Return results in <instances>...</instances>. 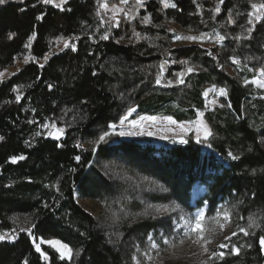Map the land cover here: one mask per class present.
<instances>
[{
  "label": "trees",
  "instance_id": "16d2710c",
  "mask_svg": "<svg viewBox=\"0 0 264 264\" xmlns=\"http://www.w3.org/2000/svg\"><path fill=\"white\" fill-rule=\"evenodd\" d=\"M133 2L127 6L134 8ZM160 2L144 1L134 19L121 17L115 27L98 17L99 0H69L63 7L70 11L39 0L0 5V71L9 70L0 81V234L13 237L0 241V264H134V245L151 233L167 236L170 227L165 218L139 214L144 197L149 205L173 203L189 214L203 202L207 216L218 205L229 207L232 224L250 235L230 240L240 249L238 255L228 248L222 260L210 264L264 261L259 243L264 235V91L243 85L240 73H227L233 56L251 69L264 68V17L256 22L248 16L251 4L264 0H170L175 8H162ZM146 17L145 25L141 20ZM165 22L197 35L218 32L226 39L210 48H172ZM105 31L109 39L101 40ZM61 38L76 50L50 54ZM184 60L188 63H180ZM161 65V83L156 84ZM182 72L184 83L179 82ZM213 85L228 95L224 107L208 110L202 93ZM130 107L137 108V115L160 112L177 122L204 111L213 133L204 142L209 152L191 139L167 150L115 142L112 135L94 143ZM53 122L64 128L59 140L47 134L51 127L42 126ZM229 151L239 159H231ZM14 155L25 159L12 163ZM195 184L203 185L206 194L193 207ZM78 199L100 207L99 217ZM116 205L126 206L125 221L106 220V211ZM249 217L260 227L249 228ZM22 219L27 223L21 226ZM29 228L31 234L21 231ZM33 239L66 243L72 258L60 260L43 249L50 258L44 261Z\"/></svg>",
  "mask_w": 264,
  "mask_h": 264
},
{
  "label": "rangeland",
  "instance_id": "374dc122",
  "mask_svg": "<svg viewBox=\"0 0 264 264\" xmlns=\"http://www.w3.org/2000/svg\"><path fill=\"white\" fill-rule=\"evenodd\" d=\"M9 1H16V2H21L23 0H9ZM69 1V0H68ZM108 0H99L98 6H97V14L98 17L101 19V21H104L105 24H108L112 27H115V22L111 21V17L113 16V12L110 10H105L100 7V4L103 2H107ZM146 1V0H144ZM136 2V0H135ZM134 3V2H133ZM161 3V2H160ZM136 4V3H134ZM53 5V4H50ZM109 5V4H108ZM112 5H117L120 8H123V12H119L116 14V19L119 21L121 17H126L125 12H127L129 15L127 17H136L137 16V6L135 7H128L127 4H120V0L117 1L116 4ZM112 5H109V9H111ZM54 6V5H53ZM162 8H165L163 4L161 3ZM134 19V18H133ZM141 23L143 24H148L144 22V20H141ZM166 23V22H165ZM166 32L170 34L171 36V44L172 48L173 47H180V46H189V45H199L203 46L206 48H210L213 45H221L222 42L217 43L215 39V33L208 34L211 38L210 39H204L203 41H197V42H191V41H186V40H180L177 41L175 40V36L180 35V36H187V35H196L199 36L191 31L188 30H182L178 26L171 24V23H166ZM65 49L63 45V41H58L57 43L54 44L53 48L50 51V54L59 52L61 50ZM49 54V55H50ZM231 64L233 67L227 66V73L232 74L235 73L237 75L242 76V81L243 85H245L244 81L248 80L251 81L254 78H257L259 75V70L260 69H251L247 67L244 64H241L237 66L235 63H233V60H231ZM251 69V70H250ZM4 73V78L8 75L9 70H3L0 71ZM251 85L254 89L258 91H264V89H259L257 88L254 84H248ZM211 87L205 88V90L209 89ZM220 89V88H219ZM217 92H209L208 96L204 98V105L208 110H212L216 107H221L220 105H223L222 102L225 97L219 96L218 90ZM215 101V103H213ZM198 112H202L204 116V111H195V116L192 118L190 121H184L186 124L187 122H196L198 120H203L204 123L207 125L205 122L203 116L199 117ZM126 114V113H125ZM147 116H156L158 117V121L155 126H152L150 130L154 133L152 136H140V135H135V136H119L113 134L112 136L115 139V142L117 141H134L138 143L140 146L143 147H153L155 149H163L167 150L170 147L173 146H185L186 144H181V143H173L172 139H162V136H169L173 137L174 133L173 131H167V129H173L174 132L177 134L175 135V139L179 140V133L180 130L176 125H170L167 123V120L165 119L166 117L160 112L155 113V114H143V115H137V108L136 112H134L130 117L129 120H139L140 117H147ZM150 122H146L145 126L147 127ZM116 132L120 131V126L119 122L116 124ZM208 126V125H207ZM188 127L192 128L193 131H190L188 135L185 137L186 139H191L194 143L195 141V127H197L196 123H190L188 124ZM209 128V126H208ZM110 132L113 130L110 129ZM125 130H134L131 128V126L126 122L125 124ZM53 129L50 128L47 131V134L49 132H52ZM198 144V143H196ZM201 145L202 150L209 152V149L207 146L203 143H199ZM206 194V189L203 185L201 184H195L192 188L191 195H190V204L195 207L198 200L203 198ZM142 203V209H140L139 214L141 215H148L151 219H162L165 218L166 220L169 221L170 227L168 228V235L165 236L162 231L157 232L156 234H149L152 236V241L149 240V235L148 237L141 243H136L134 245L133 249V254H132V260L134 264H210V260L208 259L209 255L211 252H221V251H226L228 248H231L232 245H235V243H230V240L226 239L227 237L234 238L235 236L232 235L233 232H236L238 234H243V232L240 231V229L237 227V225L234 223L232 224L233 221L230 217L229 221H225L223 219L222 213L227 210L229 211V207L224 206V205H218L216 209L210 214L206 215L207 212V203L203 202L202 206L200 208H197L193 213L189 214L184 212L183 210L179 209L176 207L173 203H167V204H159V205H154V204H148V200L144 197L141 200ZM78 204H80L86 211H88L90 214H92L95 217H99L101 213V209H97V205L90 202V201H83L78 199ZM117 206V205H116ZM161 209L160 212H157L156 209ZM167 208V211H164L163 209ZM203 211L205 213V231L203 233L205 239H201L200 235L198 233H189L188 236H184V229H185V224L186 222H191L194 220L195 215ZM221 212V216L217 218V220H212V217L216 216L217 212ZM127 215L126 211V206L124 205H118L116 209L111 208L106 211L105 216L106 220L108 218L115 219V221H125ZM120 216V219L117 220L116 218ZM122 217V218H121ZM125 217V218H124ZM183 217L184 219H181ZM27 221L22 219L20 220V224H26ZM223 224L224 227H220V225ZM115 238L118 236L117 234H114ZM167 237L168 243H164V238ZM182 238V239H181ZM58 241L55 239H35L36 243H40V241ZM155 241L157 244V247L153 248L152 243ZM238 241V240H237ZM221 244H228V248H221ZM204 248H208L209 252L205 253ZM48 250V252L55 254L59 257V253L55 251L54 248H52L49 244L47 243H41V250ZM69 260V259H65ZM214 260V259H213Z\"/></svg>",
  "mask_w": 264,
  "mask_h": 264
},
{
  "label": "snow or ice",
  "instance_id": "6c2138e0",
  "mask_svg": "<svg viewBox=\"0 0 264 264\" xmlns=\"http://www.w3.org/2000/svg\"><path fill=\"white\" fill-rule=\"evenodd\" d=\"M9 0H0V5H5L6 3H8ZM40 3L42 4H53L55 7L57 8H60L61 10H68L70 11L71 9H64V5L68 3V0H39ZM129 0H120V4H128ZM195 2V0H194ZM161 3L163 4V6L165 8H168V7H172V8H175L176 7V4L175 3H171L170 0H161ZM220 3L222 4L223 3V0H220ZM136 6L137 7H143L144 6V0H136ZM100 7L105 9V10H110L113 12V16L111 17V21L115 22V26H118L119 25V21L116 19V14L119 13V12H123L124 9L123 8H120L118 7L117 5H112L111 9H109V5L107 2H103L100 4ZM251 8H252V12H249L248 13V16L249 17H254L255 18V21L256 22H259L262 17H264V3H260V4H256V3H253L251 4ZM24 9H21V11H23ZM215 11L218 13L220 12V7L217 6L215 8ZM129 14L127 12H125V16L127 17ZM130 18H134V17H130ZM37 20H42L43 19V16H37L36 17ZM144 22L147 23L148 22V18L146 17L144 19ZM233 22L232 21V17H231V13L229 14V23ZM102 23H104V21H102ZM249 23L251 24L252 23V19H249ZM215 31V30H214ZM249 36L251 34V31L252 29H249ZM35 36V33H33V36L29 38V41L31 42V40L34 38ZM210 39L211 37L207 34V33H201L199 36H196V35H187V36H180V35H177L175 36V40L177 41H180V40H186V41H191V42H197V41H203L204 39ZM63 40V38H61ZM100 39L101 40H108L109 39V35L107 33V31L104 32V34H102L100 36ZM215 39L217 41V43H220V42H223L225 39H226V36L225 35H220L218 32L215 34ZM237 39H239V37H237ZM63 45H64V48H71V50L75 51L76 50V47H75V44H71L68 40H63ZM26 47H28V45H26ZM209 55H211V52L208 53ZM48 56L45 55L44 56V60L47 61L48 60ZM33 59H35L33 57ZM231 59L233 60V63H235L237 66L240 65V61L235 57H231ZM25 62L27 63V58L25 60ZM164 63H167V61H165ZM180 63L182 64H187L188 61L184 60V61H180ZM39 67L43 68L44 67V64H40ZM161 67V73L157 75V78H156V84H160L161 83V77H162V71H163V65L160 66ZM193 68L192 67H188L186 69V71L188 73H191L193 72ZM251 70V69H250ZM93 75H96V73L94 72ZM181 79L179 80L180 83H184L182 77L184 75V73H180L179 74ZM4 78V73L3 72H0V81H2ZM245 85H248V84H254L257 88L259 89H264V68H261L259 70V75L257 78H254L253 80L251 81H248V80H245L244 81ZM171 84V81L168 82V85H165V86H169ZM52 85H49V88H51ZM13 91H18V89H13ZM209 92H217V89H216V86L213 85V87L207 89L204 91L203 95L205 97L208 96V93ZM218 94L219 96H222V97H227L228 93H227V90L225 88H220L218 90ZM21 99L20 95H17L16 96V100L19 101ZM213 103H215V101H213ZM221 107H224L225 105H220ZM227 107H231V104L229 103L227 105ZM136 112V108L135 107H130L126 114L123 115L120 120H119V126H120V131L119 132H116V128H117V125L116 124H109L108 127L110 129H112L113 131L112 132H108V131H104L103 134H101L99 136V139L98 141H95L94 143L98 144V143H101V142H106L107 139L115 134V135H119V136H135V135H140V136H152L154 135V133L150 130V128L152 126H155L157 121H158V117L156 116H147V117H140L139 120H136V119H133V120H129V117L134 113ZM199 117H202L203 116V113L202 112H198L197 113ZM167 120V123L170 124V125H176L179 130H180V133H179V140H176L174 137L175 135H177L173 129H167V131H173L174 135L173 137H169V136H162L161 138L162 139H172V142L173 143H181V144H187L189 141L188 139H186L185 137L188 135V133L190 131H193L192 128L188 127V124L190 123H196L197 124V127H195L194 131H195V141L196 143H203V142H206L209 140V138L211 136H213V133L212 131L208 128V126L204 123V121L201 119V120H198L196 122H187V124L185 122H177L176 120H174L172 117H166L165 118ZM31 122H34V121H30ZM126 122L131 126L132 129L134 130H128L126 131L125 130V124ZM146 122H150L148 124V126L146 127L145 126V123ZM43 127L45 128H48V127H51L53 129L52 132H49V135H52L55 137V139L59 140L61 138V136L63 135L64 133V128H59L56 126L55 122H53L51 125H48V124H44L42 125ZM37 135H40V133H37ZM4 139L3 136H0V141H2ZM79 146V145H78ZM209 147H211V144L208 145ZM57 147H62V145H57ZM95 151V149H94ZM228 156L233 159V160H236V159H239L238 156L234 155L231 151L228 152ZM10 161L12 163H16L18 162L19 160H23L25 159V157L23 155H20V156H11L10 158ZM76 161H80L81 157L80 156H76L75 157ZM253 174H255V170H253ZM47 207V205H45ZM164 211H167V208H164L163 209ZM157 212H160L161 209H156ZM223 219L225 221H229L230 219V212L225 210L223 213ZM221 216V212H217L216 213V216L215 217H212V220H217L218 217ZM181 219H184L183 217H181ZM241 219H243V217H241ZM204 224H205V213L203 211H200L198 212L195 217H194V220H192L191 222H186L185 224V229H184V236H188L189 233H198L200 235V238L201 239H205L203 233L205 231V227H204ZM35 225L33 224L32 225V228H34ZM220 227H224L223 224L220 225ZM248 227L249 228H252V227H260L259 224L256 223V220L253 218V217H249V220H248ZM15 231V230H13ZM21 231H27L29 234H31V228L29 229H21ZM240 231L244 233L245 236H248L250 235V233L243 227L240 228ZM254 235V233H252ZM233 236L237 235L236 232H233L232 233ZM8 238V239H13L12 236H9L7 233L5 234H0V241L4 240L5 238ZM149 240L152 241V236L149 235ZM182 239V238H181ZM226 239L228 240H231V237H227ZM169 241L167 239V237L164 238V243L167 244ZM41 243H47L49 244L52 248L55 249L56 252L59 253V259L60 260H65V259H71L72 258V249L69 247L68 244L66 243H61L60 241H43L41 240L40 243H36L35 239H33V244H34V247H35V251L37 253H39V256L41 259H43L44 261H49V255L47 252H44L41 250ZM259 243L261 245V252H264V235H261L259 237ZM152 247L155 248L157 247V244L155 243V241H153L152 243ZM221 248H228L229 245L228 244H221L220 245ZM248 247H252L251 244L248 245ZM205 253L209 252V249L208 248H204L203 249ZM240 252V249L237 248L235 245H232L231 247V254H236L238 255ZM225 257V252L221 251V252H211L208 259L211 261L213 259H223ZM25 264H28L27 261H25Z\"/></svg>",
  "mask_w": 264,
  "mask_h": 264
},
{
  "label": "bare ground",
  "instance_id": "6f19581e",
  "mask_svg": "<svg viewBox=\"0 0 264 264\" xmlns=\"http://www.w3.org/2000/svg\"><path fill=\"white\" fill-rule=\"evenodd\" d=\"M94 217H95V216H94ZM263 262H264V261H263ZM263 262H262V263H263ZM262 263H261V264H262Z\"/></svg>",
  "mask_w": 264,
  "mask_h": 264
},
{
  "label": "water",
  "instance_id": "95a60500",
  "mask_svg": "<svg viewBox=\"0 0 264 264\" xmlns=\"http://www.w3.org/2000/svg\"><path fill=\"white\" fill-rule=\"evenodd\" d=\"M262 264H264V262Z\"/></svg>",
  "mask_w": 264,
  "mask_h": 264
}]
</instances>
